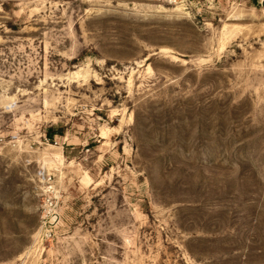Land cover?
<instances>
[{
	"label": "rangeland",
	"instance_id": "obj_1",
	"mask_svg": "<svg viewBox=\"0 0 264 264\" xmlns=\"http://www.w3.org/2000/svg\"><path fill=\"white\" fill-rule=\"evenodd\" d=\"M0 264H264V0H0Z\"/></svg>",
	"mask_w": 264,
	"mask_h": 264
}]
</instances>
